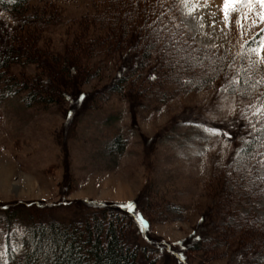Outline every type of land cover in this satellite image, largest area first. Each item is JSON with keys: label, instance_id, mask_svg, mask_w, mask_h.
<instances>
[{"label": "trees", "instance_id": "obj_1", "mask_svg": "<svg viewBox=\"0 0 264 264\" xmlns=\"http://www.w3.org/2000/svg\"><path fill=\"white\" fill-rule=\"evenodd\" d=\"M35 1L0 0V85L9 96L26 92L27 106L51 105L63 97L70 104L65 115L69 125L75 108L86 104L88 97L94 101L103 93L116 92L134 100L155 86L150 93L158 96L165 91L159 87L166 83L187 93L215 87L245 102L234 119L219 126L222 137L235 142L238 151L221 176L213 177L221 180L205 185L209 192L203 194L206 210L220 214L205 225L215 228L214 236L206 231L193 242L186 239L168 245L169 255L163 261L210 264L205 251L214 243L210 245L221 247L225 264L236 254L237 264H264V217L243 211L244 204L264 196L261 164L257 163L261 159L257 153L264 154V115H252L264 104V74L251 70L243 54L199 46L180 22L175 0H90L97 13L79 20V30L62 51L50 47L43 28L48 25L45 16L53 17L32 12ZM148 6L156 12H147ZM152 29L163 39L153 43ZM16 64H33L37 73L15 76L10 69ZM109 69L113 71L108 73ZM94 82L103 85H95L89 96L81 87ZM245 116L256 124L257 131L251 135ZM111 145L119 151L124 147L119 140ZM129 203L137 206L136 201H68L63 196L54 202L0 204L7 229L3 264H159L160 255L151 249L158 242L146 225L139 224V211L122 207ZM206 217L210 215L204 212L200 224ZM17 227L22 230V252L11 244ZM193 252L197 253L194 257Z\"/></svg>", "mask_w": 264, "mask_h": 264}, {"label": "rangeland", "instance_id": "obj_2", "mask_svg": "<svg viewBox=\"0 0 264 264\" xmlns=\"http://www.w3.org/2000/svg\"><path fill=\"white\" fill-rule=\"evenodd\" d=\"M173 5L184 29L199 46L243 54L251 70L264 74V51H254L264 41V22L252 23L259 21V5H253L251 11L237 5L236 11L230 10L227 23L223 0H175ZM34 6L32 12L53 17L45 16L48 25L43 30L50 47L59 51L79 30V20L97 13L90 0H37ZM146 11L156 9L148 6ZM10 73L33 77L37 69L33 64H16ZM98 83L81 89L92 96L95 85H103ZM159 88L164 93L152 95L155 86L134 100L127 93L105 95L100 90L103 96L94 101L88 97L86 104L75 108L76 116L67 125L70 104L63 97L55 104L27 106L26 92L9 96L0 85V204L54 202L62 196L68 201H136L139 218L147 220L146 228L158 242L151 249L160 255L159 264H165L168 245L186 239L193 242L206 231L213 237L215 228L205 225L220 214L206 210L203 194L209 192L205 185L221 180L213 177L221 176L238 147L221 132L208 130L234 119L245 102L215 87L189 93L178 90L174 83ZM117 139L124 144L122 151L111 147ZM258 171L264 179V164ZM252 201L243 205V211L264 217V196ZM3 210L0 208V264L5 261L7 238ZM204 212L210 217L200 224ZM21 237V227H17L10 239L18 252H22ZM210 244L214 243L205 251L208 262L225 264L219 254L221 247ZM237 258V254L231 255L227 264H237Z\"/></svg>", "mask_w": 264, "mask_h": 264}, {"label": "snow or ice", "instance_id": "obj_3", "mask_svg": "<svg viewBox=\"0 0 264 264\" xmlns=\"http://www.w3.org/2000/svg\"><path fill=\"white\" fill-rule=\"evenodd\" d=\"M237 5H244L250 11L253 9V5H259V7L262 9L261 13L258 14L259 15V21L253 20L252 23L256 24L259 22H264V0H223V11H224V18H225L226 23H227V19H228L230 10L236 11ZM162 15H163V13H160V16H162ZM157 19H159V16H157ZM155 23H156V21H153V24H155ZM145 27L151 29L152 25L146 24ZM261 31H264V29H261ZM152 34L154 35L153 43H157L163 39L162 37L159 36V33L157 32L156 29H152ZM141 39H147V37H141ZM161 50L165 52V55L168 54L165 51V49H161ZM254 51H256L257 53L264 51V41H261L258 48L254 49ZM224 90L227 91V89H224ZM252 115L256 116V117L264 115V104H261L259 107H257L255 109V111L252 113ZM243 119L246 121L247 128H249L251 130L249 132V135H251L252 133L257 131L256 124H254L246 116ZM208 131H211L213 134H219V132H220L219 129H210ZM228 135H230V134H228ZM238 154L239 153H237V155ZM257 155H261V159L259 161H257V163L258 164H264V154L257 153ZM253 159H255V157H253ZM122 207H124L130 211H135L134 203L125 204V205H122ZM139 224L143 226L146 224V221L142 217H140L139 218ZM197 239H199V237H197Z\"/></svg>", "mask_w": 264, "mask_h": 264}]
</instances>
